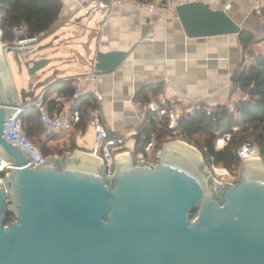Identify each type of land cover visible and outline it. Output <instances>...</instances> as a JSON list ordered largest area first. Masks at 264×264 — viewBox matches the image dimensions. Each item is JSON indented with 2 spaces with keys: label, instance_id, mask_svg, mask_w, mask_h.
Here are the masks:
<instances>
[{
  "label": "water",
  "instance_id": "1",
  "mask_svg": "<svg viewBox=\"0 0 264 264\" xmlns=\"http://www.w3.org/2000/svg\"><path fill=\"white\" fill-rule=\"evenodd\" d=\"M176 15L188 38L246 29L204 2ZM2 24L0 0V161L10 164L0 179V264H264L262 159L242 162L235 184L215 182L204 157L181 140L166 142L156 163L117 157L112 175L79 151L34 167L28 151L6 140V123L34 98L42 84L33 78L50 60L21 58L16 44L3 42ZM10 55L19 72L26 68L31 92L18 94ZM126 56L97 50L95 73H112Z\"/></svg>",
  "mask_w": 264,
  "mask_h": 264
},
{
  "label": "crops",
  "instance_id": "2",
  "mask_svg": "<svg viewBox=\"0 0 264 264\" xmlns=\"http://www.w3.org/2000/svg\"><path fill=\"white\" fill-rule=\"evenodd\" d=\"M62 2L63 11L68 8L80 10L83 0ZM248 6H251L249 0H235L231 11L233 18L248 20ZM80 11L88 15L86 31L71 34L69 24L58 23L46 33V36L53 33L58 45L47 57L50 63L46 69L51 79L40 92L35 90L34 98L45 92L51 82L71 80L73 88V80L77 77L95 74L96 80H87L83 84L84 96L81 99H85L86 104L82 108L86 109L94 100L107 131L128 136L126 147L130 152L134 153L138 139L145 137L139 127L151 113L149 104L153 101L159 103L164 99L169 108L183 117L198 106L212 110L232 105L242 97L232 83L234 72L246 57L239 36L188 38L176 13L170 12L165 19H159L158 14L150 13L135 2L114 7L106 13L91 8ZM42 39L40 36L39 41ZM40 42L36 43L35 51H39ZM97 50L123 51L127 56L112 73L96 74L92 58ZM38 54L32 57L46 58ZM95 92L102 95L101 100L95 98ZM58 97L61 102H57ZM34 98H28L21 104ZM49 101H53V105L48 102L46 105L54 111L62 107L73 108L74 99L57 90L49 96ZM90 133L92 147L86 141ZM57 135L58 139L51 144L75 147L66 153L79 151L90 154L94 149L96 134L87 116L71 131L57 132ZM130 140L133 142L131 147Z\"/></svg>",
  "mask_w": 264,
  "mask_h": 264
},
{
  "label": "trees",
  "instance_id": "3",
  "mask_svg": "<svg viewBox=\"0 0 264 264\" xmlns=\"http://www.w3.org/2000/svg\"><path fill=\"white\" fill-rule=\"evenodd\" d=\"M62 8V0H2L3 42L12 43L16 39V28L24 35L41 36L50 32L58 24ZM239 40L244 53L250 54L252 58L249 62L243 60L232 76L233 86L241 92L242 97L232 105L213 108L211 114L203 108L196 109L180 117L175 129L169 128L166 118L159 119L150 113L139 127L145 137L138 139L134 153L140 151L155 133L156 150H160L171 140H182L201 150L209 166L221 165L234 175H237L242 165L238 151L246 143L255 145L264 161V54L253 52L252 46L259 40L250 30L244 29L239 35ZM71 82L61 80L49 83L45 88L46 102L53 105L54 100L49 101V96L57 90L72 98L74 92ZM85 104V99L74 100L72 104L73 108L82 109L83 119L86 118V109L82 108ZM21 117L26 135L44 157L61 156L75 149L74 146L53 143L54 146L51 147L50 143L58 139L57 132L50 131L41 123L39 113L34 108L27 109ZM227 133L232 134L231 141L224 148L218 149V138ZM36 135H40L39 139L35 138ZM4 175L5 173L0 172V178ZM13 220L14 216L9 214L7 222Z\"/></svg>",
  "mask_w": 264,
  "mask_h": 264
},
{
  "label": "built area",
  "instance_id": "4",
  "mask_svg": "<svg viewBox=\"0 0 264 264\" xmlns=\"http://www.w3.org/2000/svg\"><path fill=\"white\" fill-rule=\"evenodd\" d=\"M235 0H150L148 2H139L136 0H83L82 8H91V10L102 11L104 13L110 11L114 7L123 6L128 3H137L139 6L146 7L150 13H156L159 19H165L168 13H176V9L179 6L185 4H191L196 2H204L215 10H223L225 12H231L234 8ZM254 12L261 13L264 9V0H249ZM23 39H19L22 37ZM40 36H34L29 38L28 35H24L20 29L16 28V39L12 43L16 44L19 50L21 58H27L31 53L35 51L36 43ZM97 76L82 75L73 80L72 86L74 88L73 99L78 100L83 98L84 90L83 84L87 80H96ZM95 98L97 100L102 99V95L95 92ZM57 102H61V98L58 97ZM29 108H34L38 111L41 123L49 130L55 132H69L76 124L82 121V109L79 108H59L54 111H50L46 105L45 92H42L37 97L29 102L20 104L19 107L10 115L7 120L5 138L12 144H19L26 151H28L34 160V167L38 166L48 157H44L40 149L34 144L32 140L28 138L24 131V123L22 120V114ZM202 108L198 106L197 109ZM151 113H154L158 118H166L169 123L170 129H175L178 125L180 116L171 108H169L164 99H160V102H151L149 104ZM208 114H211V109H205ZM86 116L89 124L95 130V146L90 154L102 160L105 163L107 172L109 175L113 174L116 158L123 154L132 155L137 161H147L149 163H156L160 150H156L157 135L153 133L150 139L146 142L143 148L136 152H130L126 147L128 136L126 135H112L107 131L103 125L99 111L95 107L94 100H91L86 108ZM237 129V128H236ZM235 129V130H236ZM176 133V132H174ZM232 139V134L227 133L218 138L216 147L218 149L224 148L228 142ZM238 154L242 162L251 159H262L258 148L250 143L244 144L238 151ZM2 162V161H0ZM209 172L215 182L219 184H235L238 181V175H232L227 168L218 167L215 164L211 166L207 165ZM10 169L8 162H2L0 164V172L7 173ZM2 179V178H0Z\"/></svg>",
  "mask_w": 264,
  "mask_h": 264
},
{
  "label": "rangeland",
  "instance_id": "5",
  "mask_svg": "<svg viewBox=\"0 0 264 264\" xmlns=\"http://www.w3.org/2000/svg\"><path fill=\"white\" fill-rule=\"evenodd\" d=\"M81 9L82 8H80V10ZM80 10H79V8H75V9L68 8V10H64V11L62 10V12H61L62 15L60 16V20L58 23H60L62 25L69 24L68 28L71 29L70 30L71 34H73L75 32H76V35H77V33L81 34L82 32L86 31V29H87V26H88L87 17H88V15H87V13H85V11H80ZM246 11L248 12L247 15L249 16L248 20L240 19L238 21H240L239 23L243 27H245L247 30H250L256 36V39L259 40V41H257L256 44H253V46H252L253 52L255 54H260V53L264 54V13L254 12V10L252 9V6L246 7ZM78 19H81L80 22H77ZM63 35H65V34H63ZM41 36L43 39L41 42L38 40V42H40L39 46H45L48 44L50 46L45 48V49H42L40 51H35V52L31 53V56H35L39 53L38 55H41V56H44L47 58L52 54L54 49H56L58 42L54 39L53 33L49 34L48 36H46V34H43ZM75 48H76V46H75ZM78 51H85V50L84 49H78ZM251 59L252 58H251L250 54L246 55V57H245L246 61L249 62ZM9 60H10L13 80H14L18 94H21V91L23 89H25V91L28 92L29 91L30 78L28 77V73H27L26 68L23 67V71L19 72L16 63L13 61V55H10ZM49 69H50V67H49ZM49 77H50L49 71H47L46 68L44 70L38 72L34 76V78H33L34 85L37 86L39 84H42V86L38 88V91L44 87V85L49 81V79H51V77L50 78ZM39 137H40V135L35 136L36 139H39ZM86 141H87L88 145L90 147H92V145H91L92 144V134L91 133L86 138ZM171 141H174V140H171ZM183 142H185V141H183ZM185 143H187V142H185ZM53 144L51 145V147L54 146ZM132 144H133V142L130 140L129 146L131 147ZM187 144H189V143H187ZM189 145L192 146L196 151H198L204 157L201 150H199L198 148H196L195 146H193L191 144H189ZM204 160H205V157H204ZM205 162H206V160H205ZM217 166L225 168L221 165H217ZM238 174H240V169L237 172V175ZM232 175H234V173H232ZM238 177H239V175H238Z\"/></svg>",
  "mask_w": 264,
  "mask_h": 264
},
{
  "label": "bare ground",
  "instance_id": "6",
  "mask_svg": "<svg viewBox=\"0 0 264 264\" xmlns=\"http://www.w3.org/2000/svg\"><path fill=\"white\" fill-rule=\"evenodd\" d=\"M194 152H196V150H194V149H192ZM122 156H125V155H122ZM251 160H258V159H251ZM2 161V160H1ZM2 162H4V161H2ZM2 162H0V164L2 163Z\"/></svg>",
  "mask_w": 264,
  "mask_h": 264
}]
</instances>
